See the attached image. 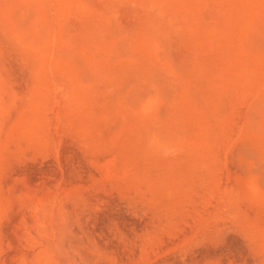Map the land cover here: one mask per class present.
<instances>
[{"label":"rangeland","instance_id":"obj_1","mask_svg":"<svg viewBox=\"0 0 264 264\" xmlns=\"http://www.w3.org/2000/svg\"><path fill=\"white\" fill-rule=\"evenodd\" d=\"M0 264H264V0H0Z\"/></svg>","mask_w":264,"mask_h":264}]
</instances>
